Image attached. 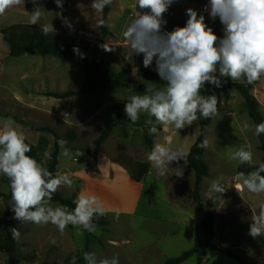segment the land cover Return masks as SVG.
<instances>
[{
    "label": "rangeland",
    "instance_id": "374dc122",
    "mask_svg": "<svg viewBox=\"0 0 264 264\" xmlns=\"http://www.w3.org/2000/svg\"><path fill=\"white\" fill-rule=\"evenodd\" d=\"M92 2L70 0L63 16L62 8H58L54 0H37L44 14L37 26L52 21L56 30L66 34L69 43L77 45L101 67L110 66L117 75L123 69L127 70L125 87L113 88L103 95L79 92L85 71L76 62L57 55L30 53L18 58L10 56L1 30L14 24H30L28 13L35 7L32 2L30 7L26 1L24 7H13L0 15V125L5 118L15 120L25 136L36 145L37 157L33 150L30 156L45 167L54 150L55 136L67 140V147L73 153L81 152L80 157L72 159L58 156L56 174L69 172L74 180L72 188L62 186L58 191L66 198L75 199L80 192L97 195L106 208L105 215L109 221L96 233L85 231L82 236H77L76 228L71 225L61 234L52 224H21L14 219L21 232L19 264H71L73 256L78 264L84 252H95L98 259L117 256L119 264H165L168 259L194 248L197 239L200 241L199 254H205L200 264H264V236L253 239L248 235L252 210L257 209V202L264 196L237 192L234 188L236 171L247 165L240 166L238 161L229 159L233 148L249 145L254 147L256 165L261 163L262 152L255 148V144H259L258 137L254 135L255 124L248 116L244 100L232 90L223 96L225 105L218 109L210 123L203 119L180 129V135L185 132L198 138L204 127L205 139L209 141L204 159L210 167V176L202 182L201 196L204 208L213 214L214 230L210 235L199 227L203 215L194 200L193 171V174H183L176 188V181L168 179L174 174L148 176L144 184L133 183L131 171L121 163V154L136 161H149L148 155L153 147L145 144L144 136L150 127L145 122L151 117L142 113L140 119L132 123L124 107L130 95L142 94L137 91L139 83L148 86L147 82L152 81L137 75L143 66L142 54L133 57L134 63L125 61L126 50L120 39L128 20L135 16V8L130 5H135L137 0H112L115 11L111 14V8L108 23L113 35L108 37L103 36L99 26L104 12L92 9ZM187 4V0H180L169 8V13H183L182 5L186 9L192 8ZM137 11H141L138 5ZM65 19L71 28L65 25ZM210 21V27H223L218 18H210ZM105 43L113 46L114 51H104L101 45ZM134 67L136 70L133 71ZM152 86L159 87L156 84ZM51 94L69 96L57 98ZM113 121L118 125L97 149L98 139L107 124ZM245 121L253 127L244 130ZM175 140L181 147L180 136ZM46 152L49 156H45ZM175 164L187 163L181 159ZM117 168L126 174H116ZM221 176L232 188L223 194V201L217 203L209 198L208 188L212 180ZM0 192L9 196L7 202L11 206V191L5 176H0ZM4 203L5 200L0 199V209ZM11 212L14 218L12 207ZM198 256H192L182 264H199ZM0 264H8L3 253H0Z\"/></svg>",
    "mask_w": 264,
    "mask_h": 264
},
{
    "label": "clouds",
    "instance_id": "9594fccd",
    "mask_svg": "<svg viewBox=\"0 0 264 264\" xmlns=\"http://www.w3.org/2000/svg\"><path fill=\"white\" fill-rule=\"evenodd\" d=\"M26 0H0V15L13 7L23 6ZM34 10L29 15V23L37 25L43 17L42 6L37 0H31ZM176 0H137L134 5L135 16L122 32L130 51H126V62L134 63L133 57L143 55V66L149 68L155 61V71L164 81L162 87H153L147 82L143 94L128 97L124 111L132 123L145 113V124L149 134L157 133V125L178 130L193 125L203 119H213L218 114V98L215 94L202 95L205 84L222 87L221 78H230L235 82L252 84L264 78V0H208L202 12L186 9L188 17L184 26H177L165 31L167 21L164 14ZM58 8H63L64 0H54ZM112 0H93L91 8L102 12ZM148 9L150 11H137ZM204 12L213 20L219 19L223 25V36L219 37L205 21ZM65 25L71 24L65 19ZM100 27H110L104 20ZM42 33L47 36L56 32L51 22L40 25ZM106 52L114 51L107 43L101 45ZM74 52L84 58L78 48ZM136 68H133V71ZM218 73V75H217ZM131 91V89H130ZM253 126L247 121L243 129ZM264 133V122L254 125V135ZM59 156L72 159L80 157L81 152L68 148V141L61 138L56 141ZM207 148L205 139L200 145ZM32 148L26 142V136L12 118H5L0 125V176L8 178L11 191V207L14 219L21 224L54 225L61 234L71 225L76 228V235L84 232L96 233L98 225L95 219L106 214V208L97 195L80 192L73 201L71 210L64 205H52L53 195L62 186L72 188L74 180L69 172L53 173L42 166L36 159L27 155ZM183 148H173L169 144L157 143L148 155L149 162L157 174L167 177L172 170L175 176L182 177V167L170 168L173 161L185 159ZM45 156H49L46 152ZM229 159L247 165L251 171H238L234 188L240 194L246 191L250 196H264V162L256 165L250 146L233 148ZM232 188L224 177L212 180L209 198L214 202L223 201V194ZM220 194V195H217ZM252 223L248 235L253 239L264 236V199L257 202V209L252 210ZM13 240L21 238V232L10 229ZM56 243L55 240L52 241ZM86 264H119V258H97L95 252H84ZM71 264H76L73 256Z\"/></svg>",
    "mask_w": 264,
    "mask_h": 264
},
{
    "label": "trees",
    "instance_id": "16d2710c",
    "mask_svg": "<svg viewBox=\"0 0 264 264\" xmlns=\"http://www.w3.org/2000/svg\"><path fill=\"white\" fill-rule=\"evenodd\" d=\"M27 6L30 7L31 0H26ZM192 3H197L201 5V11H203L205 5L208 4V0H188ZM70 0H64L62 15L65 16L67 13V8ZM111 10V7L108 5L103 9L104 17L103 20L108 23V14ZM205 13V12H204ZM188 17L183 15L181 19H177L174 17H167L165 20L167 21L164 26L165 31H171L177 26H184ZM102 33L104 37L112 36V32H110L109 27H101ZM1 35L4 41L8 44L10 49V56L14 58L23 57L27 54H37L40 56H49V55H57L66 60L76 62L82 66L85 71V80L80 89V93L83 94H105L113 88L116 87H125V77L127 76V70L123 69L122 72L117 75L115 74L110 66L107 68L101 67L93 57L85 54L77 45L69 43L67 41V36L64 32L56 30L55 33L49 34L45 36L40 26L31 25V24H14L3 30H1ZM74 48H78L80 53L84 54V58L81 59L79 55L74 52ZM137 75L140 78H145L151 80L154 84L162 87L165 83L162 81L155 71L154 63L149 67L145 68L144 66L140 67L137 71ZM218 75V73H217ZM262 80V79H261ZM261 80L256 81L252 84H248L246 81L243 83H228L222 80V87H214L211 84H205L202 89V95H212L215 94L218 98V108L221 106V102L223 96L235 90L244 100L247 106V112L250 119L255 123L259 124L264 122V116L262 111V106L253 95V90L256 85H258ZM146 86L139 83L137 86V91L140 93L145 92ZM57 98L67 97L69 95H58L51 94ZM207 122L210 119H206ZM208 123V125H209ZM117 122L113 121L107 124V128L105 129L103 135L98 139V148H100L101 144L107 140L110 136L112 130L117 126ZM41 131H50L47 128H40ZM158 130V129H157ZM154 136L155 134L150 135L149 131L144 136L145 144L149 147H153L154 144ZM55 140V146L52 154L49 157V162L47 168L53 173L56 174L58 168V156H59V147L56 143L60 138L57 136ZM205 140V129L201 128V132L191 148L188 156L186 157V163L190 169L194 171L195 175V189H194V200L198 204L200 208V212L203 215V220L199 225L200 229L207 232L208 234H212L214 230L213 223V214L210 211H207L202 202L201 196V185L204 179L210 176V167L206 163L204 159V153L206 148H201L199 145ZM260 140V150L263 153V158L261 162H264V133L259 136ZM120 161L123 165H125L130 171L133 180L136 183H142L151 168V164L148 162L136 161L129 157L128 155L121 154ZM258 166V165H257ZM251 168H246L242 171L248 172L251 171ZM4 199L5 203L3 207L0 209V253H3L7 257L8 264H19V240H13L11 237L10 229L15 227L17 228V224L13 218L11 212V206L7 202L9 200V196H6L0 192V199ZM75 198H66L62 193L57 191L53 195V200L51 203L60 204L67 206L69 210L75 207L73 201ZM94 223L98 225V228L106 227L109 223L106 215L99 217L94 220ZM200 248V241L197 239L195 242L194 248L189 251L182 253L181 255L170 258L166 261L165 264H182L189 258L195 255L198 256L199 264L202 263L205 254H199L198 249ZM78 264H86V261L83 259V254L79 257Z\"/></svg>",
    "mask_w": 264,
    "mask_h": 264
},
{
    "label": "crops",
    "instance_id": "0c3cea01",
    "mask_svg": "<svg viewBox=\"0 0 264 264\" xmlns=\"http://www.w3.org/2000/svg\"><path fill=\"white\" fill-rule=\"evenodd\" d=\"M180 0H176V2L175 3H173L170 7H174L176 4H178V2H179ZM188 1V0H187ZM187 5H191V7L193 8V9H196L198 12H202L201 11V5L200 4H197V3H192V2H189L188 1V4ZM131 6V8H133L134 7V4H131L130 5ZM183 7H182V11H183V13H181V14H178V13H175V14H172V13H169V9H168V11L164 14V19H166L167 17H174V18H177V19H181L182 18V14H186V7L184 6V5H182ZM110 7L112 8V10H111V14H113L114 13V5H113V3H111L110 4ZM176 8V7H175ZM176 10H178L177 8H176ZM144 11H150V10H148V9H144V10H141V12H144ZM177 12V11H176ZM204 15H205V21H206V23L207 24H211L212 22L210 21V17H209V15H208V13L207 12H205V13H203ZM134 17H132L130 20H128V23L133 19ZM214 23V22H213ZM218 24V23H217ZM220 26H221V24H220ZM212 28H213V31L217 34V36H219V37H222L223 36V27H219L218 25H215V26H212ZM121 39V41H122V44H123V46H124V48H125V50L126 51H130V49H129V47H128V43H127V41L123 38V37H121L120 38ZM153 63H154V65H155V61H153ZM222 80H224L225 82H230V83H234L233 81H231V79L230 78H222ZM235 83H241V82H235ZM253 92H255V94H254V96L256 97V99L258 100V102L261 104V106H262V111H263V115H264V78H262V80H261V82L258 84V85H256L255 87H254V90H253ZM223 105H225V103L223 102V99H222V102H221V106L220 107H222ZM219 109V108H218ZM248 113V112H247ZM228 116H231V114L230 113H228ZM249 116V115H248ZM250 118V117H249ZM255 124V123H254ZM256 125V124H255ZM159 130H158V132H157V137H156V141H155V144H157V143H161V144H165V143H167V144H169L171 147H173V148H183V150H184V152H185V159H186V157L188 156V154H189V152H190V150H191V148L193 147V145L195 144V142H196V139H197V135H192L191 133H189V134H187V133H183V135L181 134L180 135V130H178V133H175V132H173L172 130H170L167 126H159ZM183 131H185V130H183ZM182 131V132H183ZM180 136V142H181V147H179L178 145H177V143H176V140H175V138L177 137H179ZM258 139H259V137H258ZM26 141H27V143H29L30 145H31V148H32V150H33V154L37 157V151L35 152V149H34V147L36 146H34V144H32V142H31V140L30 139H28L27 138V136H26ZM154 144V145H155ZM249 146V145H248ZM251 148V150H252V152L254 153V147L253 146H251L250 147ZM255 148L257 149V150H259V151H261L260 150V140H259V144H255ZM206 152V151H205ZM262 152V151H261ZM30 153H32V151L31 152H29V153H27V155H29L30 156ZM101 157H103V156H101ZM204 158H205V155H204ZM262 158H263V153H262ZM206 161V160H205ZM222 161V160H221ZM258 161V160H257ZM261 161H262V159H261ZM143 162V161H142ZM144 162H148V163H150L149 161H144ZM175 162L176 161H173L172 163H171V165H170V168L172 167V168H176V167H182L183 168V170H184V173L183 174H193L194 173V171L192 170V169H190L188 166H187V164H182V165H180V166H176V164H175ZM207 163V162H206ZM151 164V163H150ZM175 164V165H174ZM188 167V168H187ZM246 168H248V166H246V167H244L243 169H239L238 171H242V170H244V169H246ZM121 169H122V167H121ZM121 169H116V174H126V173H124V172H122V170ZM192 171H193V173H192ZM238 171H236V172H238ZM168 174H174V175H170L169 177L170 178H168V179H170V181L171 180H173V181H176V184L175 185H178L176 188H178L179 187V180L181 179V177H177V176H175V172H174V170H172V171H170ZM148 176H152V177H160L158 174H157V172H156V170H155V168H154V166L151 164V168H150V171H149V173H148V175H147V178H148ZM154 179V178H153ZM164 179H166L167 180V178H164ZM131 182H135L134 180L133 181H131ZM136 183V182H135ZM143 183V182H142ZM144 184V183H143ZM171 203V202H170Z\"/></svg>",
    "mask_w": 264,
    "mask_h": 264
}]
</instances>
